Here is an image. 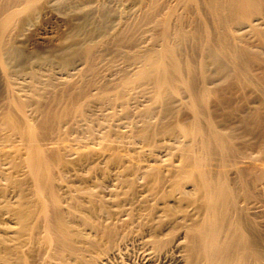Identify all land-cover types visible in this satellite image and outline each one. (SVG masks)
<instances>
[{
  "label": "bare ground",
  "instance_id": "6f19581e",
  "mask_svg": "<svg viewBox=\"0 0 264 264\" xmlns=\"http://www.w3.org/2000/svg\"><path fill=\"white\" fill-rule=\"evenodd\" d=\"M54 1L0 0V264H264V0Z\"/></svg>",
  "mask_w": 264,
  "mask_h": 264
},
{
  "label": "rangeland",
  "instance_id": "374dc122",
  "mask_svg": "<svg viewBox=\"0 0 264 264\" xmlns=\"http://www.w3.org/2000/svg\"><path fill=\"white\" fill-rule=\"evenodd\" d=\"M64 1H71V0H61V1H54L53 2V6H52V12L54 13V15H59V16H67L69 13H72L73 11H66V10H62V5L60 4V2L61 3H63ZM114 6L116 5L114 2L112 3ZM61 5V6H60ZM127 5H128V3H125V5H123V6H120V8L121 9H125V10H129V9H127ZM117 6H119V5H117ZM80 11L79 10H74V12H73V14L72 15H81L80 13H79ZM61 13V14H60ZM75 13V14H74ZM50 20V21H49ZM39 21V22H38ZM41 22V20H36V22H35V26H40V27H42V31H43V35H45V36H48V37H50V36H56V37H58V38H60V41H62V42H67L68 41V43L70 42V40H69V37H68V33H67V30L65 29V28H63V27H61V26H63V25H61L58 21H56V20H54V19H52V18H49L48 20L46 19V21L44 22V23H40ZM36 24H38V25H36ZM67 38H66V37ZM145 42H147V39L145 38V39H143ZM143 41V42H144ZM142 42V43H143ZM143 44H145V43H143ZM30 49H32V48H30ZM45 47L44 48H40V47H33V49H32V51H33V54L37 57V55H36V52L37 51H40V52H38V53H40V55L41 56H44L45 54V56H47V54L49 53V51H47L48 50V48H46L45 50ZM34 50H35V52H34ZM37 50V51H36ZM44 50V51H43ZM44 52H46V53H44ZM48 52V53H47ZM33 55V56H34ZM110 54H108V56H109ZM32 56V57H33ZM33 57L34 59L36 58V57ZM32 58V59H33ZM34 59L32 60V61H34ZM104 68V67H103ZM101 69L102 71L100 72V73H98V75H102L103 77H104V79L106 80H104V84H105V86H107V88H109L108 86V83L115 77L116 79L118 78V75L117 74H112V73H110V72H108L107 70H105V69ZM106 71V72H105ZM103 72V73H102ZM105 72V73H104ZM108 73H110V74H112V75H110V74H108ZM117 76V77H116ZM102 77V78H103ZM114 78V79H115ZM116 79H115V81H116ZM109 80V81H108ZM114 81V80H113ZM113 81H112V83H113ZM114 81V82H115ZM107 82V83H106ZM110 84H111V82H110ZM110 89V88H109ZM48 90H52V89H40V93L41 94H43L42 96H44V97H42V99L43 100H45L48 96H49V91ZM46 91H48V92H46ZM46 95H48L47 97H46ZM139 102H142V98H141V101H139ZM98 113H99V111H97ZM125 129V128H124ZM96 140V139H95ZM123 140H125V139H123ZM129 140V141H128ZM128 140L126 141L125 140V143H124V141L123 142H120V144L122 143V145L123 146H121L122 148H123V150H127V152H129V153H131V154H134V149L135 148H137V146H141V144L137 141V140H133V139H131V138H128ZM132 140V141H131ZM131 141V142H130ZM138 142V143H137ZM135 143L136 144H138V145H136V146H133V147H131L132 145H135ZM129 144V145H128ZM130 144H131V146H130ZM130 146V147H129ZM129 147V148H128ZM126 148V149H125ZM128 148V149H127ZM134 148V149H133ZM10 201H12V200H10ZM135 252V251H134ZM134 252H132V255L131 256H137Z\"/></svg>",
  "mask_w": 264,
  "mask_h": 264
}]
</instances>
